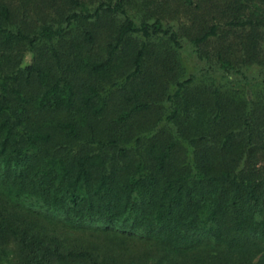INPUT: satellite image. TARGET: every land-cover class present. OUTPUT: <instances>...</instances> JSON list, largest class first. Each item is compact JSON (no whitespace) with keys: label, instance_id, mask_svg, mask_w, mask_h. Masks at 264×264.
Returning <instances> with one entry per match:
<instances>
[{"label":"trees","instance_id":"obj_1","mask_svg":"<svg viewBox=\"0 0 264 264\" xmlns=\"http://www.w3.org/2000/svg\"><path fill=\"white\" fill-rule=\"evenodd\" d=\"M68 1L82 12L67 26L30 32L0 0V264H264L260 41L241 63L219 56L233 86L181 80L173 28L135 22L127 0L93 13ZM103 12L124 21L96 59L108 26L68 35ZM228 25L264 29L240 15ZM133 35L144 40L117 69ZM154 37L176 52L150 49Z\"/></svg>","mask_w":264,"mask_h":264},{"label":"rangeland","instance_id":"obj_2","mask_svg":"<svg viewBox=\"0 0 264 264\" xmlns=\"http://www.w3.org/2000/svg\"><path fill=\"white\" fill-rule=\"evenodd\" d=\"M9 1L17 13V25L30 32L36 31L43 25L65 27L67 26V16L82 12L81 7L72 5L68 0ZM79 2L93 13L100 5H113L114 0H79ZM232 2L233 0H127L125 9L127 15L139 24L161 20L165 27H171L177 32L183 46L176 53L181 80L194 75L198 77V82L206 83L209 81L221 86H233L231 83L234 76L231 73H226V77L224 72L218 70L219 56L234 63H241L242 57L246 54L244 46H254L256 42L260 41L261 47L257 58L261 61L264 60V29H262V25L259 28L241 29L233 28L228 24L239 15L242 19L263 22L264 10L258 0L255 3H248L247 7L241 10H235V4ZM123 21L124 17L121 15L103 12L101 18L90 23H76L68 37L71 36L72 32L73 36L79 34L82 26H108L106 31L100 30L101 32L98 33L94 51L96 59H103L108 44L114 43V30L117 26H121ZM214 25L220 27L219 36L211 38L198 48L195 47L192 41ZM250 38L251 40H249ZM142 40L144 39L138 35L126 39L118 53L117 69L126 66ZM148 44L150 49L156 48V51L176 52L167 38L154 37ZM30 60L31 57L27 55L25 65L29 64ZM259 69L262 70L263 67L258 66V62L249 64L248 72L255 74ZM174 89L175 86L173 85L171 94H173ZM168 105L165 102L164 109H167Z\"/></svg>","mask_w":264,"mask_h":264}]
</instances>
